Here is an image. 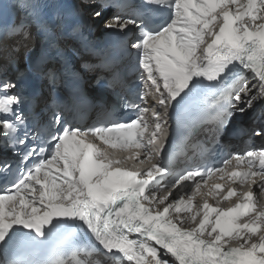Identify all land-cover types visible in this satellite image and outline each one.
Wrapping results in <instances>:
<instances>
[{
    "label": "snow or ice",
    "instance_id": "obj_1",
    "mask_svg": "<svg viewBox=\"0 0 264 264\" xmlns=\"http://www.w3.org/2000/svg\"><path fill=\"white\" fill-rule=\"evenodd\" d=\"M27 14L0 24V264H264V0H87L89 23L128 58L102 61L114 102L91 126L76 122L79 86L72 104L27 92L30 75L56 89L53 69L9 75L30 28L50 32ZM173 120L210 143L179 171ZM237 136L247 147L233 152ZM214 176L226 192L201 191ZM21 251L42 258H7Z\"/></svg>",
    "mask_w": 264,
    "mask_h": 264
},
{
    "label": "bare ground",
    "instance_id": "obj_2",
    "mask_svg": "<svg viewBox=\"0 0 264 264\" xmlns=\"http://www.w3.org/2000/svg\"><path fill=\"white\" fill-rule=\"evenodd\" d=\"M85 7L87 8V4H86ZM18 22H19V21H16V22H14V23H18ZM91 27H92V28L95 27V24H92ZM30 32H32V31H31V28H30ZM27 43L29 44V47H31L32 44H33V40H32V38H31L29 41H27ZM22 51H23V50L21 49L20 54H21ZM23 52H24V51H23ZM16 55H18V54L13 53V56H16ZM256 114L259 115V109L257 110L256 113H250V114H248V115H245V117H243V122H245V121L249 122L251 116H254V115H256ZM240 124H242V123H240ZM226 187H227V185H226ZM233 187H235V188L237 189L238 192L244 190V189H241V188L239 187V185H233ZM223 194H224V193H221V195H223ZM208 199H209V203H210L211 205H213V206H218V207H220V208H222V209L234 205V203H235L236 200H237V198H232V199H230V200H228V201H221L219 204H217V200H216V199H212L211 197H209ZM217 199H219V197H218ZM258 199H259L260 205H261V206H264V196H260ZM194 203H195L196 205H200V204L202 203L200 197H196Z\"/></svg>",
    "mask_w": 264,
    "mask_h": 264
},
{
    "label": "rangeland",
    "instance_id": "obj_3",
    "mask_svg": "<svg viewBox=\"0 0 264 264\" xmlns=\"http://www.w3.org/2000/svg\"><path fill=\"white\" fill-rule=\"evenodd\" d=\"M98 26L100 27V28H103V25L102 24H98ZM256 115H258V114H256ZM252 117V116H251ZM251 119V118H250ZM195 210V209H194ZM214 218V217H213Z\"/></svg>",
    "mask_w": 264,
    "mask_h": 264
}]
</instances>
